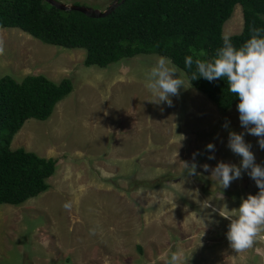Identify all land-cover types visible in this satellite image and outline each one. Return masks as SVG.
<instances>
[{"label": "rangeland", "instance_id": "1", "mask_svg": "<svg viewBox=\"0 0 264 264\" xmlns=\"http://www.w3.org/2000/svg\"><path fill=\"white\" fill-rule=\"evenodd\" d=\"M61 1L103 9L112 0ZM242 23L236 3L222 33H237ZM0 50V76L72 81L46 119L28 117L11 139V148L57 161L46 190L19 204L0 202V264H165L176 251L184 264H264V240L235 252L230 220L218 211L258 194L255 181L244 172L223 189L211 179L220 161L241 162L227 147L229 131L245 133L264 166L259 138L241 126L236 103L222 110L193 86L182 87L171 107L149 102L144 72L163 56L157 53L85 65V48L44 42L16 26H0ZM194 153L197 175L190 176L184 161L191 164Z\"/></svg>", "mask_w": 264, "mask_h": 264}, {"label": "trees", "instance_id": "2", "mask_svg": "<svg viewBox=\"0 0 264 264\" xmlns=\"http://www.w3.org/2000/svg\"><path fill=\"white\" fill-rule=\"evenodd\" d=\"M236 3L243 23L232 41L240 47L250 38V26L264 28V0H124L104 16L59 9L46 0H0V26L19 27L44 42L83 47L85 65L103 67L122 57L157 53L190 79L195 65L186 68L185 57H215L223 43L222 24ZM191 84L222 110L239 103L224 78L209 82L201 77ZM71 89L67 76L58 81L42 73L20 80L9 73L0 76V202L19 204L49 187L57 159L11 148L10 142L25 119H46Z\"/></svg>", "mask_w": 264, "mask_h": 264}, {"label": "clouds", "instance_id": "3", "mask_svg": "<svg viewBox=\"0 0 264 264\" xmlns=\"http://www.w3.org/2000/svg\"><path fill=\"white\" fill-rule=\"evenodd\" d=\"M249 33L250 38L237 47L232 41L233 33L224 31L221 35L222 47L211 60H194L193 56H186L185 67L192 69L195 65L190 79H185L170 59L159 57L144 72V86L151 96L148 101L157 105L166 103L171 107L172 97H179L182 87L185 90L191 88V81L201 77L209 82L224 78L230 93L239 98L237 109L241 126L247 134L259 138V147L264 150V28L252 25ZM228 126L226 121L223 127L228 129ZM244 136L245 133L236 131H229L228 135L227 147L242 158L240 164L220 161L211 169V179L218 181L223 189L228 188L232 181L242 178L244 172L259 188L258 194H249L242 199L238 208L218 210L220 216L230 220L226 237L231 249L237 253L253 248L257 240H264V166L256 163L252 146L245 141ZM206 149L213 153L208 159H215V145L209 143ZM196 155L198 153L193 154L191 164L184 161L190 176L197 175ZM209 167L208 164L203 165L205 171ZM184 260L183 253L176 251L165 259V264H184Z\"/></svg>", "mask_w": 264, "mask_h": 264}, {"label": "water", "instance_id": "4", "mask_svg": "<svg viewBox=\"0 0 264 264\" xmlns=\"http://www.w3.org/2000/svg\"><path fill=\"white\" fill-rule=\"evenodd\" d=\"M50 4L54 5L55 7L63 10H79L87 15L90 16H104L108 13H110L112 10L116 8V6L124 1V0H112L105 8L100 9L97 7L81 4V3H75V2H70L66 3L61 0H46Z\"/></svg>", "mask_w": 264, "mask_h": 264}]
</instances>
